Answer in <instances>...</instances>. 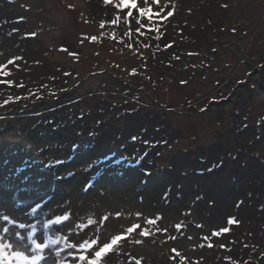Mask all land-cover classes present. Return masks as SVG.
Listing matches in <instances>:
<instances>
[{
	"label": "rangeland",
	"instance_id": "1",
	"mask_svg": "<svg viewBox=\"0 0 264 264\" xmlns=\"http://www.w3.org/2000/svg\"><path fill=\"white\" fill-rule=\"evenodd\" d=\"M95 4L0 0V97L60 100L0 109V241H46L41 264L118 234L99 264H264V0H137L151 20Z\"/></svg>",
	"mask_w": 264,
	"mask_h": 264
},
{
	"label": "snow or ice",
	"instance_id": "2",
	"mask_svg": "<svg viewBox=\"0 0 264 264\" xmlns=\"http://www.w3.org/2000/svg\"><path fill=\"white\" fill-rule=\"evenodd\" d=\"M107 2H110V0H106V3ZM154 2L157 5H159L160 0H154ZM69 7H71V5H69ZM118 7L121 9L131 8V9L137 10L138 14L141 17L147 15L149 20H151L152 15L160 16L159 12L153 13L151 7H138L137 0H120V4L118 5ZM161 11H163V9H161ZM127 15L131 18V17H133L134 13L132 11H129V12H127ZM172 15H173V11H168L166 16H162L160 18L161 19H167V17H170ZM116 22H117L116 19H113L111 21V23H113V24H115ZM149 30H151V29H149ZM140 31H141V29L138 26L136 28V32L139 33ZM30 35L35 36V33H32ZM93 39H95V37H93ZM128 47H132V45H128ZM166 47H170V45H167ZM16 59H19V58H16ZM9 63H13V61H9ZM0 67H2V66H0ZM133 72H135V69L133 70ZM6 83L12 84V81H6ZM182 83H186V82L182 81ZM136 139H137V137H132L133 141H135ZM144 143L148 144V141H144ZM76 147H78V146H75V145L73 146L74 150ZM61 163H63V161H55L54 162V164H61ZM54 164L50 163L46 167L54 166ZM146 174H150V173H146ZM39 207H40V205H36V207L33 208L32 211L35 212ZM117 215H119V214H117ZM0 217H2V219L5 221L15 223V221L10 220L9 216H7V215L0 214ZM69 218H70L69 215L58 216L55 218L54 222L57 224H62L63 222H66L67 219H69ZM104 219L106 220L107 218L105 217ZM157 219H159V217L149 219L147 222L154 224V223H156ZM234 222H236V221L233 218H229V223H234ZM52 223H53V221H49V224H52ZM25 226L26 225L23 223L19 224V228H24ZM139 227H140L139 225H132L131 227H129L127 229V233H131ZM176 227L179 230L182 227V225H177ZM229 230H230L229 228H224L221 230V232H228ZM3 231L5 233H7L9 231V229L7 227H4ZM142 234L148 235L149 234L148 230L144 229ZM219 234H221V233L220 232H213V235H219ZM16 235L19 236V233H16ZM31 235L32 234L30 233L29 236L31 237ZM125 238H126L125 234L114 235V236L110 237V240L108 242L103 243L102 246L100 245V242L98 240L86 241L85 243H82L80 245V248L85 250V251H87L88 248H98V250H96L94 252L93 258L88 261V264H99V260L103 256H105L109 251H111L115 247H117L119 245V242ZM173 239H174V237H173ZM51 243L55 244L56 241L52 240ZM209 246H211V245H209ZM47 247H48V243L46 241L41 242L38 239H32L31 246H29L27 248V250L24 249V246L22 243H19V244L14 246L11 242L6 243V242L0 241V262L7 261L8 264H12V261L15 260L17 262V264H41V261L46 260L43 253ZM9 249H14V250L9 251ZM80 259L85 260V259H87V257L82 254L80 256ZM137 264H139V262H137Z\"/></svg>",
	"mask_w": 264,
	"mask_h": 264
},
{
	"label": "trees",
	"instance_id": "3",
	"mask_svg": "<svg viewBox=\"0 0 264 264\" xmlns=\"http://www.w3.org/2000/svg\"><path fill=\"white\" fill-rule=\"evenodd\" d=\"M93 3H96L94 5V7H90V13H92L94 16L95 14H97L96 12H102L103 13V9H105L107 7V5L101 1V3L97 0H93ZM86 16L88 17V14H86ZM90 19L91 22L93 23H98L101 22L102 20L96 19V18H90V16L88 17ZM168 38L165 35V33L162 34L161 40L159 42V44H167L168 42ZM167 45H170V47H166L165 51H163L162 56H165L166 58L168 57L167 61L169 64H172V62L175 60L174 57V51L177 49V44H173V43H169ZM211 50V49H210ZM168 51L167 53H164ZM212 51V50H211ZM7 87H14L15 84H8L5 83L4 84ZM4 98V99H3ZM60 100H57L55 97L53 96H47V95H43V96H39V99L35 102L29 101L27 100L25 97L22 96H11V95H7L6 97H0V109H17V108H28L31 110H35L37 108H44L47 107V105H50L51 103H57ZM50 103V104H49ZM202 108H199V110H201ZM204 111V109H203ZM200 112V111H199ZM41 120H39L37 122V124L39 126H45L46 123H40ZM38 167L41 168V162H39V164L37 165ZM203 174V173H202ZM101 178H98L97 180H95L94 184L92 186L95 185V183Z\"/></svg>",
	"mask_w": 264,
	"mask_h": 264
},
{
	"label": "bare ground",
	"instance_id": "4",
	"mask_svg": "<svg viewBox=\"0 0 264 264\" xmlns=\"http://www.w3.org/2000/svg\"><path fill=\"white\" fill-rule=\"evenodd\" d=\"M126 17H129V16L127 15ZM133 17H134V16H133ZM90 18H92V17L90 16ZM95 18H96V17H95ZM96 19H97V18H96ZM147 27L149 28V27H151V25L148 24ZM168 42H169V43L176 44L175 42H172V41H168ZM168 42H167V44H168ZM167 44H159V43H158V51L161 53V55H162L163 51H165ZM167 52H168V51H166V52H164V53H167ZM167 59H168V57H167L165 60H167Z\"/></svg>",
	"mask_w": 264,
	"mask_h": 264
}]
</instances>
